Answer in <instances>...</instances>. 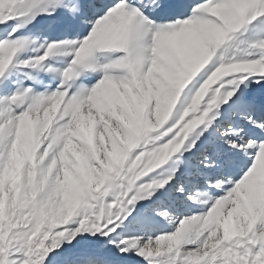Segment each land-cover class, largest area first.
<instances>
[{
	"label": "snow or ice",
	"instance_id": "snow-or-ice-1",
	"mask_svg": "<svg viewBox=\"0 0 264 264\" xmlns=\"http://www.w3.org/2000/svg\"><path fill=\"white\" fill-rule=\"evenodd\" d=\"M0 264H264V0H0Z\"/></svg>",
	"mask_w": 264,
	"mask_h": 264
}]
</instances>
